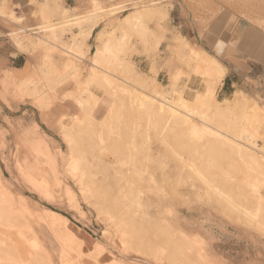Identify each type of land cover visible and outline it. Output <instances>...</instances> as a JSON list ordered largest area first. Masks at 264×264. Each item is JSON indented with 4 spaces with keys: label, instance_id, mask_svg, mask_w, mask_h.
<instances>
[{
    "label": "rangeland",
    "instance_id": "rangeland-1",
    "mask_svg": "<svg viewBox=\"0 0 264 264\" xmlns=\"http://www.w3.org/2000/svg\"><path fill=\"white\" fill-rule=\"evenodd\" d=\"M90 4L89 11L97 9L102 15L99 24H103L98 29L93 51L88 40L83 43L85 57L76 62L79 68L77 77L65 72L67 55L60 47L71 44L72 35L77 30L80 32L81 28L70 30L64 27L66 30L57 29L54 36L50 32L41 34L43 39L52 42L42 47L33 44V41L40 40L37 38L40 32L30 31L27 38L25 36L23 39L27 43L24 51L29 47L33 49L35 62L32 71H11L4 73L0 79V175L7 190L15 197L16 207L21 214L19 219H22L21 227L16 225L19 223L17 219L12 223L18 228H1L9 231L13 238L16 230H21V240H36L40 246L37 253L46 264H188L180 252L177 253L180 258L176 256L173 251L175 245H172L173 252L170 253L171 244H175L173 240L181 243V236L195 241L190 253L192 264H264V222H261L264 215L253 217L255 212H264V206L263 211H257L258 198L264 205V181L259 180V174L249 171L246 163L234 157L240 172L231 173L230 168H227L229 163L224 162L221 171L210 167L213 169L208 170L211 176L207 177L208 173L203 176L199 169L206 164L207 157H201L197 148L191 145L184 149L179 145L177 148L173 139L177 142L179 137L172 134V125L168 128L166 119L155 124L140 121V128L135 131L132 126L134 121L127 118L132 93H142L141 96L151 93L150 88L143 85L146 82L152 85V81L164 89L175 83L180 92L176 96L168 92L167 96L172 101L182 96L188 104V110L178 107L182 112L180 115L190 113L195 123H199L201 111L209 113L216 109L215 101L223 102L225 109V99L217 90L213 98L206 101L211 106L209 111L198 108L197 95L204 94L208 84H212L216 77L213 64L203 67L196 59L195 53L205 52L209 60L236 67L241 84L239 88L259 110L260 119L252 120L250 127L264 151V0H110L107 6L99 2ZM62 10H55L51 15L36 13L34 17L41 22L40 25L49 22L59 28L63 20ZM139 11H142L145 26L143 33L132 30L124 20L127 15H130V20H134ZM182 16L194 19L178 21ZM172 19L193 29L190 34L187 29L184 31L187 35L184 42L180 41L181 36L176 37L169 32L167 26ZM106 32H113L110 37L112 43H116L114 57L118 53L117 57L120 55L119 48L123 50L119 56L123 59L120 61L122 64L112 65L110 70V76L117 84L116 90L111 93L96 86H85L95 50L104 46L108 38ZM193 40H198L205 50L192 46L190 43ZM152 69H156L157 74ZM163 70L167 76L157 79ZM24 77L39 82L38 87L42 92L37 94L24 87L19 88L20 79ZM131 77L136 80L140 77L143 82H139V78V85ZM62 78L65 81L57 85ZM125 80L134 81V87L127 85ZM124 85L132 93L122 92L121 86ZM232 98L233 95L229 100ZM79 101L84 102L86 108H82ZM116 102L121 104L126 114H123V119L112 123L109 113ZM68 103L77 107L78 115L64 117L57 124L50 122L48 116L51 111ZM3 105L8 109L1 108ZM34 107L39 109L46 126L34 123L35 118L38 120ZM230 111L227 116L229 121L241 118L242 109L232 106ZM86 124L92 128L90 137H82L75 129L70 134L67 132L66 128H80ZM239 124L245 125L246 122L240 119ZM177 127L173 129L178 130ZM224 129L227 130V127ZM73 140L78 143V156L82 160L81 164H77L79 167H75V171L78 170L76 174L74 170L73 174H66L63 170L66 166L70 168L71 160H63V155L69 153V145ZM120 159H125L124 163L119 162ZM54 168L61 173L64 188L55 186ZM211 172L216 173V178ZM89 175L94 176L95 185L85 180ZM80 176L84 177L83 188L88 192V199L80 195ZM43 181L50 184L52 197L44 196L41 189ZM130 182L132 187H129ZM214 182L220 188L218 193H230L234 197L235 208L222 199H227L225 194H221L222 197L217 195L215 188H212L217 186ZM66 186L77 194L80 211L70 205L65 193ZM130 188H138L142 198L139 200L136 195L127 198L131 193ZM97 189H100V195ZM137 200L143 205L142 211L134 204ZM88 203H99L106 212L98 214ZM119 203L120 208L116 210ZM248 209L253 215L246 214ZM50 210L58 212L71 223L72 229L83 241L82 246L79 247L74 240L61 242L57 231L49 224L50 217L47 214ZM116 216H123L124 222L119 217L118 224ZM126 231L130 238H134L132 241L133 238L126 236L131 247L121 242ZM24 246L19 249L23 251L22 255L32 251L28 243ZM145 246L147 249L153 248L155 256L142 255ZM8 247L9 253L6 250L7 253H4L8 258L4 261L11 263L17 258V254L14 255L15 243L14 250L11 249L13 244ZM176 250L179 251L178 248ZM4 254L2 257L5 258ZM77 256L83 258L77 260ZM180 259L184 262L181 263ZM4 261L0 258L1 264H5ZM30 262V258L27 262L22 260L23 264Z\"/></svg>",
    "mask_w": 264,
    "mask_h": 264
},
{
    "label": "bare ground",
    "instance_id": "bare-ground-1",
    "mask_svg": "<svg viewBox=\"0 0 264 264\" xmlns=\"http://www.w3.org/2000/svg\"><path fill=\"white\" fill-rule=\"evenodd\" d=\"M47 2L48 1H45V3L43 4V6H44L43 10L45 8L46 11L49 7L51 8V5L47 4ZM50 2H48V3H50ZM95 3H96V1L94 0L93 4H95ZM62 9L63 10L61 12V16L63 17V20H62V24L59 28L54 26V25H51L49 22H45L43 25H39L38 29H36V30L40 32V35L43 33L50 32L54 36V35H56V30L60 29V28L66 27L68 29L70 28V30L77 28V27L81 28L80 32L74 33L72 35V37H71L72 43L71 44H68V45L64 44L60 47L63 50L64 54L67 55L66 60H65V69H64L65 72L69 75H72L73 77H77L76 75L78 74L79 68H77L78 63H76V62H79L78 60H80V61L83 60L85 57L84 51L82 49L83 43L90 39L89 37H90L92 31L99 24V19L101 18L102 15L97 9H93L92 11L82 12V13L78 14L77 16H72V15H70L71 13L68 9H64L63 7H62ZM51 10H52V8L50 9V11ZM42 14L48 15V13H46L44 11L42 12ZM136 14H137V17L134 20H130V15H127V17H125L124 20L129 24V27L132 30H134L137 33H143L145 30V26L143 25L142 11H139ZM66 28H64V29L66 30ZM112 33L113 32H111V33L106 32L105 35L108 38H106L107 40L105 42V45L104 46L102 45L101 48L99 47V48H97V50H95L93 60H92V67L89 70L88 81L86 82V85H85V86H96L98 88H102L108 93L115 91L116 90L115 85H117L116 82L113 80V77L110 76L111 67H112V65H118L119 66V64H122V63H120V61H123V59L121 60L119 58L121 53H123V50L121 49L122 47L119 48L120 46L118 48L120 50H122V52L119 51V49H118V52H120V55L117 57V55L119 54L118 53L114 57L115 53L113 52V48L116 47V43H112V41H111V39H112L111 34ZM33 34L36 35L37 33L34 32ZM100 34H102V33H100ZM28 35L29 34H27V36ZM40 35L37 36V38L40 39L39 41H37V42L33 41V44L35 47H42V46H44L45 43H52L48 39H45V38L43 39L42 38L43 36L42 35L40 36ZM14 36H16V35H14ZM27 36H26V38H27ZM100 36H102V35H100ZM123 37H125V36L123 35ZM23 38H25V36H22V35L16 36L14 38L17 46L21 50H25L27 47V43L24 41ZM102 38H103V40H105L104 37H102ZM122 41H124V40L122 39ZM122 41H120V42H122ZM180 41L184 42L185 39L183 37H181ZM119 44L120 43H117V45H119ZM115 49L117 50V48H115ZM195 54H196V59L200 63H202L201 65L203 67H205L211 63V64H213L215 71H216V74H215L216 77H215V80L213 81V83L208 84L206 92L204 94L199 93L197 95V98H196L198 108L199 109L206 108L209 111L211 109V106L208 105L206 101L208 99L213 98L216 90L218 89L220 84L223 82V80L227 76L228 69L225 66L221 65L219 62L213 61V59L209 60L208 54L205 52H197ZM129 67H130V65H129ZM152 70H153L154 74H157L156 69H152ZM133 77H135V76H133ZM133 77H131V78H133ZM139 78H138V80H139ZM14 79H17V77H14ZM20 80H21V82H19V88L24 87L26 90H33L37 94L42 92V90H40L38 87L39 82H36L35 80L30 79V78L27 79L25 77L23 79H20ZM133 80L136 83L138 82V80H136L135 78H133ZM133 80H130V81H133ZM64 81H65V78H62L61 80L58 81L57 85H61ZM134 81L129 82V81L125 80V83L127 85L130 84L134 87V85H135ZM140 81H141V78H140L139 82ZM142 82L143 81H141V83ZM144 82H145V80H144ZM137 84L140 85V83H137ZM144 84L145 85L141 84V86L143 85L144 87H148V89L150 88V91H151V93L148 92L144 96H141L142 93L139 95L135 94L134 91H133L134 92V94H133L131 89H128L127 87H125V85L121 86L122 92L128 93V94L132 93V95H133L131 102H130L129 111L127 112L128 117L126 116L129 120L131 119L130 121L133 120L134 122H136V123H134L132 121L133 122V124H132L133 130L135 129V131H137V129L140 128V125H139L140 121H146V123L148 122V124H152V123L155 124L156 122L161 123V121H163V119H166V121H167L166 123H168V125H167L168 128L172 125L171 126V129L173 131L172 134L175 136L177 135L179 137V141L176 142V140L173 139L174 136H172L174 144L176 143L175 145H177L176 146L177 148H179L181 146L180 148L184 149L186 146L188 147V145H191V146L195 147V149L197 148L196 151L201 154V157H203V158L207 157L206 164L203 165L199 169V172L201 173V175L204 176L208 173L207 177L208 176L210 177L211 175L209 174L210 172H208V170L211 171L212 168L213 169L217 168V169H220L218 171H221L222 170L221 165L225 164L226 162L229 163L227 168H230L231 173H232V171L236 172V173H237V171L240 172L239 168L236 167V166H238V164H236L237 161L234 160V157H235V159L237 158L238 161L241 160L244 163H246V168L249 171L258 173L259 177H260L259 180L264 181V151L262 150L261 145H258L257 137L255 134H253L251 127H250L252 120L260 119L259 110L254 104L251 103V101H249L246 98L245 93H243L241 90H238V91L234 92L232 99H230V100L225 99V103H226L225 109H223L224 108L223 102L215 101L217 104L216 109L213 112L209 111V113H204L201 111L200 112V115H201L200 119L201 120L199 119V123H195V120H194V118L191 117L190 113L187 114L186 112H184V115H180V113H182L181 110H179L180 107L188 110V104L185 102V99L182 96L177 97V99H175L174 101H172L168 98L167 95L169 93L174 94L176 96L180 92L178 89V86H176L175 83H172L171 86H169L168 88H165V89L163 87H161L159 84L154 83L153 81H152V85L147 84V82ZM146 92H147V90H146ZM79 105H81L82 108H86L85 103L82 101H79ZM232 106H237L238 108L242 109L243 112H242V116H240L241 118H238L237 120L231 119V121H229V118L227 116H228V114H230V112H231L230 109ZM111 109L112 110L109 113V118H110V121H112V123L117 122L121 118L123 119L122 116H124L126 114V112H124L121 104H119L117 102L114 103V106ZM209 114L212 115V117ZM130 116H131V118H129ZM240 119L245 121L247 125L246 124L240 125L239 124ZM78 125H80V124H78ZM125 126H126V124H125ZM175 126L176 127L178 126L179 129L174 130L173 128ZM223 126L224 127L226 126L227 130H225ZM66 129H67L68 134L71 133L70 131H74V129H75V131L79 135H81L82 137H83V135L90 137L89 134L92 132V128L89 124H86L85 126H81L80 128H79V126H77L75 128H66ZM166 129L167 128H165V130ZM123 144L124 143H122V145ZM115 146H116V144H115ZM169 146H170V144H169ZM69 147H70L69 153L67 155H63V160L64 159H66V161L68 159L71 160V163L69 165L70 168H67V166H66L63 171H64V173L67 172L69 174H73L72 171L73 170L75 171L76 165L78 163L81 164L80 162L82 160V157L78 156L79 151L77 150L78 149L77 141L73 140L70 143ZM123 147H124V145H123ZM176 151H179V150H175V152ZM118 156H120V155L118 154ZM118 161L121 163H124L125 159L124 160L120 159ZM232 161L235 163V165ZM242 164L243 163H241V165ZM77 167H79V166L77 165ZM210 167H212V168H210ZM238 167H240V166H238ZM208 168H210V169H208ZM231 168L234 170H232ZM241 170H242V168H241ZM52 171L55 174V186H57L58 188H64V185H62L63 183L61 181V173L56 168L52 169ZM76 171H78V170H76ZM76 171H75V174H76ZM204 172H205V174H203ZM221 173H223V171ZM226 174H228V173H226ZM215 175H216V173H214V174L212 173L213 177ZM217 177H218V175H217ZM79 178H81V176ZM82 178L84 179V177H82ZM214 178H216V177H214ZM83 179H82V181L79 180V182H81V183L78 184L79 189H81L80 195L83 196V198L88 199L90 197H89L86 189L83 188V186L85 185V181ZM85 180L88 181V182L86 181L88 184L90 183L91 185H95L94 176L89 175ZM222 181H223L224 185H226L223 179H222ZM211 182H212V180H211ZM220 183H222V182H220ZM214 184H215V182H214ZM215 185H217V186L216 187L212 186V188H215V192H217V195L220 196L221 194H223V195L225 194L224 196H227L226 197L227 199L222 198L225 200V203L227 202L231 207L233 205L235 206L236 204L234 202V197L232 198V195L230 196V193L229 194H227L225 192L224 193H220V192L218 193V191H217L219 188L218 184H215ZM104 186H106V184ZM130 186L132 187L131 182L129 184V187ZM133 186H134V183H133ZM91 187L92 186H90V188ZM49 188H50L49 183H47L45 181H43L41 183V189H42L44 196L46 198L53 196V194H52L51 190H49ZM241 188H243V186H241ZM7 189L8 188L3 184L2 178L0 175V251H1L0 258L1 259L3 258V261H4L6 259V257L8 256V255L5 256L4 253H7V252H5V250L8 251V253H9V249L7 250V248H9L8 246H10L11 244H13V247L11 249L14 250V243H15V247H16L15 251L16 252H14L12 250V253L14 252V255L17 254L16 255L17 258L14 256V258H16V260H13V262H11V263H10V261L9 262L4 261L5 264H23L22 260H25L27 262V259H29V258L32 260V262H30V264H46L43 262V259L40 258L39 254L37 253L40 246L36 240L32 239V240H29V242L21 240V236H20L21 232H22L21 230H16L15 237L13 238L12 234L9 231H6L4 229L5 227L15 228L17 226H20V222L22 223V219L21 220L19 219V218H21V214L18 212V208L16 207L17 204L15 201V197ZM95 189L96 188H94L93 191H95ZM65 190H66L65 193L68 196L70 205L77 207V209L79 210L80 206H79L77 194L75 193V191L72 190L69 186H66ZM97 190L99 193L100 189H97ZM240 190H242V189H240ZM246 190L247 189H245V191ZM224 191H226V190H224ZM89 192H90V190H89ZM129 192H131V193L126 196L127 198H128V196H133V195H136V197H138L139 200H140V198H142V196H140L142 194V192L138 188L137 189L132 188ZM99 195H100V193H99ZM223 195H221V197ZM221 197L219 199H221ZM132 198L135 199V197H131L130 199H132ZM139 200H137V201H135V203L134 202L133 203L136 205L138 210L142 211L143 205L140 204ZM257 200H259V202H258L259 207H258L257 211H263V206H264L263 201L261 202L260 198H258ZM247 202H249V201H247ZM120 203L117 205L116 210H118L120 208V207H118L120 205ZM88 204H89V206L93 207L96 210V212H98V214H103L104 212H106L105 208L103 206H100L99 203H97V204L88 203ZM108 207L110 209H112V207H110V206H108ZM131 207H133V206H131ZM123 210H125V209H123ZM250 213H249V209H248L246 211V214H248V216H249ZM260 213L255 212L254 215L252 213L251 214L253 215L254 218H257V216L260 217L261 215H264L263 214L264 212H260ZM144 215L146 216V213ZM144 215H141V216H144ZM47 216L50 217V220H49L50 223L49 224L51 225V227H53L57 231V235L59 236L61 242L63 241L62 243H68V241L74 240V242L79 247L82 246V244H83L82 239L79 237L78 233L72 229L71 223L66 218H64L58 212H55L52 210L48 211ZM119 217L121 218V221L124 222V218H122L123 216H116V218H117V220L115 218L116 222L119 221L118 224H120ZM128 217L125 218V220L128 219ZM263 217L264 216H262L261 219ZM245 218H246V216H245ZM14 219H16V220H14ZM17 219H18L19 223H17V224L15 223L17 226L16 225L14 226L12 221H17ZM139 219H141V217ZM263 220H264V218L261 220L262 223L264 222ZM138 223H136V224H138ZM129 224H131V223H129ZM129 226H131V225H129ZM1 227H4V228H1ZM156 227H158V226L156 225ZM123 228L124 227H122V229ZM144 228H145V226H144ZM144 228H142V229L145 230ZM122 229H121V231H122ZM160 230L161 229H159V232H160ZM130 231H129V235L131 234ZM123 232H124V230H123ZM123 234H122V236H123ZM124 235H125V238L123 239V237H122L121 242L123 243L124 246L126 244L129 245L130 242L128 244V241L126 240L127 239L126 236H128V232L126 231V234H124ZM134 235H136V234L134 233ZM136 237H138V236H136ZM181 237H182L181 243H177L175 240L172 239L175 244H171L172 248L170 250V253L174 251V252H176V256H179V254H182V256L185 257V259H183V257H182V259L184 261L187 260L186 263L192 264L190 253H192L195 241L193 239L187 237V236H181ZM128 238H130V237L128 236ZM131 238H133V237H131ZM138 239H140V237L137 238V240ZM141 239H143V238H141ZM133 240H134V238L132 239V241ZM10 242H11V244H10ZM27 243H28V245L32 251L24 252L25 254L23 253V255H22L21 253L23 251H20L19 249L25 248L24 244H27ZM140 245H141V243H140ZM172 245H175V248L173 251H172V249L174 246H172ZM176 246L179 249V251H177V250L175 251V249H177ZM130 247H131V244H130ZM150 248L147 249L145 246V249H143V250L141 249L142 251L139 249V251H141L142 255H147V256L153 255V256H155V252H152L153 248H151V249ZM11 249H10V251H11ZM2 250H3V252H2ZM178 252H180V253L177 254ZM3 254H4L5 258L2 257ZM173 254H175V253H172V255ZM176 256H174V257H176ZM9 257H11L10 254H9ZM82 258L83 257H81V256H77V260H80ZM179 258H180V256H179ZM169 260H170V258H169ZM91 261H92V259H91ZM180 261H181V259H180ZM92 262H95V261L93 260ZM183 262L181 261V263H183ZM176 263H178V262H176ZM0 264H1V262H0ZM26 264H28V263H26ZM47 264H49V263H47Z\"/></svg>",
    "mask_w": 264,
    "mask_h": 264
},
{
    "label": "crops",
    "instance_id": "crops-1",
    "mask_svg": "<svg viewBox=\"0 0 264 264\" xmlns=\"http://www.w3.org/2000/svg\"><path fill=\"white\" fill-rule=\"evenodd\" d=\"M45 1H51L50 3L47 2V4L51 5V11L50 7L47 9V11L45 8L43 10V4L45 3ZM93 1L94 0H0V74H2L0 75V79L4 77V73H9L11 71H32V67L35 62L32 47H29L26 51L21 50L17 46L14 38L21 35L27 36V34H30V31L32 30L37 31L36 29H38V26L41 24V22H39V20L34 17L36 13H39L41 15L44 11L51 15L54 14L55 9L60 10L63 7L64 9H68L70 11V15L77 16L82 12L91 10L90 3ZM95 1L104 3L106 4V6L109 5L108 3L110 2V0ZM182 17V19L178 18V21L181 22V20L183 19L190 21L194 19L191 17L190 19L185 18V16ZM102 24L103 23H100L96 28H94L89 37L90 39L88 40V45L89 47H91V51L94 50L93 43L96 40L98 29ZM167 28L169 32L173 33L174 36H181L185 39H187V35H185L184 33L186 29L188 30V34L193 32L191 26L178 23L175 19H172ZM217 43L218 42L216 41L215 44L217 45ZM190 44L192 46H197L203 49V46L198 40H193ZM225 67L228 69V74L218 87L217 92L220 96H222V98L229 99L231 95H233L234 92L237 91V89L241 90L239 88L241 84L240 79L238 78V75L236 73V67ZM165 72L166 71L164 70L160 72L157 76V79L162 76L166 77L167 75ZM1 108L8 109V107H6L5 105H3V107ZM34 108L36 109L38 114V120L35 118L34 123L38 124L39 126H46V124L43 123L41 119L39 109H37L36 107ZM77 115V107L73 104L68 103L55 107L48 116V119H51L50 122L57 124L59 120L63 119L64 117Z\"/></svg>",
    "mask_w": 264,
    "mask_h": 264
}]
</instances>
